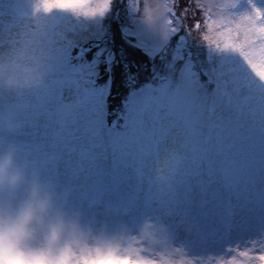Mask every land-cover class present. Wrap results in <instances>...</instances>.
<instances>
[{"label": "snow or ice", "instance_id": "1", "mask_svg": "<svg viewBox=\"0 0 264 264\" xmlns=\"http://www.w3.org/2000/svg\"><path fill=\"white\" fill-rule=\"evenodd\" d=\"M176 6L0 0V60L45 75L0 90V114L15 121L0 141L70 190L94 225L85 247L106 246L124 264H172L163 256L174 249L264 264V8L197 0L208 33L197 38L201 23L187 26ZM113 23L147 62L116 60ZM118 63L126 92L110 111Z\"/></svg>", "mask_w": 264, "mask_h": 264}, {"label": "clouds", "instance_id": "2", "mask_svg": "<svg viewBox=\"0 0 264 264\" xmlns=\"http://www.w3.org/2000/svg\"><path fill=\"white\" fill-rule=\"evenodd\" d=\"M31 3V0H29ZM45 75L24 65L11 70L0 60V90L38 87ZM86 235L55 204L50 185L29 176L18 146L0 144V264H124L106 246H84Z\"/></svg>", "mask_w": 264, "mask_h": 264}, {"label": "rangeland", "instance_id": "3", "mask_svg": "<svg viewBox=\"0 0 264 264\" xmlns=\"http://www.w3.org/2000/svg\"><path fill=\"white\" fill-rule=\"evenodd\" d=\"M99 2V0H92L93 5L95 3ZM150 3L155 5L156 3H161L163 0H149ZM183 2V7L180 8V11L183 9L187 8L188 9V14L187 15H197L198 12L201 14L203 20L201 22L202 28L201 30L197 33L194 30V34L197 36V38H200L204 36L207 33V29L203 27V21H204V15L203 13L197 8V0H182ZM201 2H206V0H201ZM219 2V0H218ZM222 2L225 3H230V2H238V0H222ZM257 6L264 8V0H255ZM31 3H39V0H31ZM141 4H143V0H141ZM121 18L124 19L126 22H130L132 19L131 14L128 13L127 9L121 5ZM181 13V12H180ZM180 13L176 14L179 16ZM107 23V20L105 21ZM195 22L192 21L190 27L194 24ZM188 26V25H187ZM142 25H136L135 29L138 32H142ZM179 35H185V32L181 30V32L178 34ZM178 38V37H177ZM242 38V37H241ZM117 40V50L113 52L116 55V60L117 61H122V62H127L129 61L130 54H132L136 49L140 51V53H144L140 48H134L131 47L124 39L123 35L121 34L119 27L117 24L113 23L112 24V36H111V41ZM130 39L135 40V37H130ZM189 43L195 44V40L192 38H189ZM110 47V45H109ZM133 63V61H131ZM128 63V62H127ZM122 64V63H120ZM129 64V63H128ZM115 67L119 65L114 64ZM104 67V66H103ZM118 71V69H116ZM101 71V67H100ZM120 71V70H119ZM121 72V71H120ZM123 73V71L121 72ZM119 74L121 80L123 79V74ZM106 78V76H105ZM103 82V80L101 81ZM126 92V89H125ZM124 92V93H125ZM18 119V118H17ZM112 117H109V122L111 121ZM15 123L14 120H10L7 114H0V127L4 128L7 130V128ZM7 139H3L0 141V144L6 142ZM19 160L21 163L26 165L27 171L29 173V176L32 174H35L39 176V178L46 182L50 187L52 188L54 192V198H55V204L58 208L63 210L65 214L70 217L82 230V232L87 236L89 233V230L94 227L92 221L88 218H85L82 214L79 208L75 207L72 205L71 202V193L70 190H68L66 187H61L58 186L55 181L52 179L44 176L32 163L30 158L27 157H22L19 155ZM164 260L171 261L172 264H186V262H191V264H219V259L220 257L215 254V253H207V254H201L198 256H192L188 255L186 253H183L182 251H176L175 249L168 255L163 256Z\"/></svg>", "mask_w": 264, "mask_h": 264}, {"label": "trees", "instance_id": "4", "mask_svg": "<svg viewBox=\"0 0 264 264\" xmlns=\"http://www.w3.org/2000/svg\"><path fill=\"white\" fill-rule=\"evenodd\" d=\"M183 7V2L182 0H177V6L175 8V12L180 13V8ZM203 18L201 16V14L198 12L197 15H187V19L184 21V23L186 25H188L190 27L192 21L196 22L199 21L200 23L202 22ZM117 40L114 39V42H110L109 45L112 48V50L116 51L117 50ZM131 57H129V61H127L129 63V65H132V62H135L136 64H140V63H144L148 61V57L147 55H145V53H140V51L138 49H136V51H134L132 54H130ZM101 67V73L103 74L104 71V67L103 65L100 66ZM118 69V71L116 70ZM123 71V67L122 64L119 63V65L117 67H115V65H113V81H112V86H111V90H112V96L109 98V110L111 111L112 108L117 107L121 100L123 95L125 94V89L123 87V79L121 80L120 78V71ZM132 71H136L135 68H132ZM122 74V73H121ZM145 74H142L141 78H143ZM105 78V77H104Z\"/></svg>", "mask_w": 264, "mask_h": 264}]
</instances>
